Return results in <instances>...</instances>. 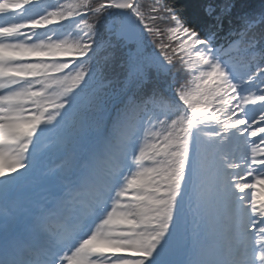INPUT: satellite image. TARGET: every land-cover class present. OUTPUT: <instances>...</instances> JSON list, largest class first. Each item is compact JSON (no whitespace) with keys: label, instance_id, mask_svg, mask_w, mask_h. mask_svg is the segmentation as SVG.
<instances>
[{"label":"snow or ice","instance_id":"1","mask_svg":"<svg viewBox=\"0 0 264 264\" xmlns=\"http://www.w3.org/2000/svg\"><path fill=\"white\" fill-rule=\"evenodd\" d=\"M0 264H264V7L0 0Z\"/></svg>","mask_w":264,"mask_h":264},{"label":"trees","instance_id":"2","mask_svg":"<svg viewBox=\"0 0 264 264\" xmlns=\"http://www.w3.org/2000/svg\"><path fill=\"white\" fill-rule=\"evenodd\" d=\"M142 4L145 5V8L151 6L154 3V0H141ZM179 8H181L185 16H191L195 10L196 0H174ZM242 3L247 6L249 9L259 10L261 7H264V0H242ZM163 27V25H161Z\"/></svg>","mask_w":264,"mask_h":264}]
</instances>
